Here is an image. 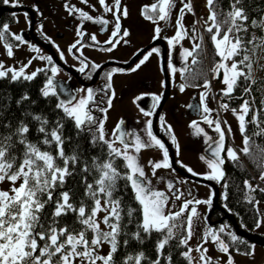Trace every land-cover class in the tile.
<instances>
[{
  "label": "snow or ice",
  "instance_id": "1",
  "mask_svg": "<svg viewBox=\"0 0 264 264\" xmlns=\"http://www.w3.org/2000/svg\"><path fill=\"white\" fill-rule=\"evenodd\" d=\"M3 2L8 4L9 0ZM81 3L87 5L88 0H81ZM98 3L103 12L111 13L114 19L111 36L105 41L110 47L100 49L111 52L121 41L127 43L124 38L130 33L127 29L122 31L121 18H127L128 10L122 5V0H112L111 4L107 0H98ZM180 3L182 7L178 8L175 36L167 38L170 48H175L188 34L183 20L186 12H193L191 0H180ZM217 5L218 0H206L209 14L204 21L205 31L210 34L215 54L220 58L212 69L213 74L221 79L224 85L221 90L223 97H231L242 81H251L252 65L246 63L250 57L242 53L248 50L247 45L252 44L257 37L252 34L251 38L245 41L240 34H247L250 27L264 30V17L258 20L250 19L245 10L244 0H229L226 12L218 11ZM12 6L15 7L17 4L14 3ZM177 7V0H156L155 3L142 8L143 18L157 25L154 39L160 38L162 31L158 22L167 23ZM65 9L69 15L78 14L82 22L90 21L102 26L109 24V20L103 16L94 18L89 12L75 5L65 3ZM93 10H95L94 6ZM6 33L19 44H25L27 41L22 35L11 34L8 24L0 26V41L4 42L7 55L12 57L14 46L7 42ZM77 36L83 38L84 33L81 28L77 29ZM259 39L261 44H264V36ZM91 40L99 43L95 34L91 36ZM19 44L16 46L18 47ZM79 44H81L80 39L69 47V53ZM200 48L201 44L196 43L192 50L184 49L182 53L184 61L187 62L189 57H193L192 63H197L194 53ZM31 50L36 53L40 51L39 48H31ZM159 53L158 48H152L130 71H137L153 54L159 55ZM60 56L61 59L64 58L62 52ZM81 56H83L82 52ZM32 59L46 60L48 67L37 68L29 73L27 68L31 65ZM32 59L19 68L5 67L3 62H0V80L31 82L41 73L45 74L46 79L40 88V93L46 99L57 98L55 109L62 113V116L50 122L46 116L26 112L25 117H31V121L38 125L35 128L38 134L35 142L29 139L31 121L20 120L15 126L10 123H0V128L4 129L0 131V184L10 185L7 190L0 189V264H174L173 248L185 249L179 252V256L187 264H194L192 256L194 250L199 253V259L195 264H212L211 258L207 256L208 249L204 246L209 242L215 244L220 252L227 254L226 264H234L230 245L221 237L226 231L223 226L218 230L211 226L207 227L202 236V243L195 249L188 246L193 236V221L199 217L196 205L211 206V197L207 200H184L178 211H166L170 197L165 192L152 187V181L147 177L139 161L141 151L156 147L163 152L161 161H149L153 176L158 169L171 168L168 149L153 134L152 121L146 122L148 140L142 139L134 132L122 131L120 124L112 132L113 138H107L104 125L107 110L112 106V99L115 96L114 90L107 99V107L97 106L96 110L104 113L103 118L98 119L93 115V109L90 107L96 99L92 88L80 89L79 91L84 95L79 98L69 92L67 100L60 99L57 91L58 83L55 81L60 68L53 63L51 56L40 55ZM89 67L96 70L100 65L90 64L87 58H84L80 60L78 71L84 73ZM245 67L248 72H245ZM168 68L173 74L177 72L171 59ZM122 71L124 70L113 69L106 74V89H112L113 75ZM187 71L186 67L180 69L182 75ZM209 86V82L205 81L203 87L207 89ZM180 87L183 91L184 85ZM61 91L64 89L61 88ZM243 91L245 94H250L251 83L245 86ZM206 97V92L200 97L202 111L205 114L203 122L209 127L214 125V131L219 137L214 142L215 147L209 145L213 158L205 161L209 172L203 178L219 182L224 178L222 166L225 159L222 153L226 152L227 158L233 162L238 161L239 157L234 149H225L224 131L219 120L210 118L212 110L207 106ZM29 99L25 93L16 103L19 105ZM153 100L155 103L152 108L155 109L160 96H154ZM261 103L264 104V101ZM221 108L228 110L229 105L222 103ZM252 111L249 100H244L239 110L232 109L242 134L247 131V123H252L258 129L253 135L264 136V128L260 127L259 118L260 112L264 109L256 111L248 121L246 117ZM143 114L151 116L153 113L144 111ZM160 120L163 121V117H160ZM66 122L71 123L78 138L87 141L93 148H99L100 154L86 158L84 150L79 146L68 154L66 147L71 137L65 135ZM190 127L194 129L195 135L206 136L205 143L212 139L207 137L204 129L196 121H193ZM168 131L171 132L170 127ZM228 131L231 132V128ZM130 137L132 139H129ZM250 140L251 137L248 135L243 136L244 147L241 151L245 155L251 154ZM172 143L176 144L175 136L172 137ZM178 148L177 145V150ZM261 151L264 152V149ZM118 160L120 164H117ZM187 171L193 176L199 175L191 168ZM76 177H79V180ZM69 178H72L71 185L68 183ZM259 178L264 180V172ZM81 184L83 191H76V186ZM244 184L249 193L257 190L264 192V188L253 187L247 180ZM167 187L175 200L181 199L183 193L178 189L174 190L172 182H168ZM127 192L131 193L129 200H125ZM224 198L227 199L226 194ZM246 199L250 204H259V201H255L251 195ZM204 220L206 222L207 217H204ZM260 226L261 221H257L256 227ZM227 236L232 244L245 243L234 232H227ZM153 238L155 239L154 258L146 256L144 251H139L135 254L126 253L118 259L121 249L130 247L132 241L143 245L146 240ZM105 246H107L106 253L102 252ZM236 250L239 251L238 248ZM243 254L251 256L254 250L250 249Z\"/></svg>",
  "mask_w": 264,
  "mask_h": 264
},
{
  "label": "flooded vegetation",
  "instance_id": "2",
  "mask_svg": "<svg viewBox=\"0 0 264 264\" xmlns=\"http://www.w3.org/2000/svg\"><path fill=\"white\" fill-rule=\"evenodd\" d=\"M107 2L111 4L112 0H107ZM14 3H16L17 6H22L24 8L13 11H6L8 14H10V17L13 18L12 21L6 24L9 25V32L11 34L22 35L24 40L27 41V43L25 44H19L18 42L24 54L26 53L30 54L32 51L31 48L34 47L40 49L39 53L34 52L35 56L43 55V56L52 57L53 63L60 68V72L55 78V80H60V85H59L60 99L67 100L69 98L68 95L69 92H71L73 95H76V97L79 98V96L84 95L83 92L79 91L80 89L92 88L94 90V95L96 99H95V103L90 105V107L93 109V115L96 116L98 119L102 118L103 113L96 110L97 106H99L100 108H105L107 106V99L111 95L112 90H114L115 92V96L113 97L114 101L119 100L120 104H124L125 103L124 101H128V106H129V104H131V100H133L132 101L133 104L139 109L141 108L136 104L135 99L140 95H148L150 94V92L155 91V89H153L152 81L148 83L147 76L145 77V71L147 70L148 66L150 64H153L155 61L154 55H152L149 58V60L144 65H142L137 71L132 72L130 71V69L134 67L136 63H138L139 59H141L144 54H146L152 47L156 46L160 50L159 55L161 56V68L163 71L162 47L160 43L152 44L151 46L143 50L141 53H139V55L135 58V60H133L129 65L123 66V64L127 63L142 48H144L153 40H159V39L163 40L165 45V66H166V58L169 52L171 53V56H174V54H176L175 53L176 50L179 52L178 48L180 49L179 43H182L181 41L187 38L190 42L194 43L195 40V27L194 25L187 23L184 27L187 30L188 34L185 36L183 40H181L175 46V48H170V46L167 43V38H172L173 36H175L176 28L172 27L170 30H166V31L162 30L160 33V38L154 39V35H155L154 30L157 25L153 24L151 21L144 19L143 16L141 15V10L144 7L141 5L142 4L141 0H122V5L126 7L128 10L127 18H123V17L121 18L122 31L124 29H127L130 33L128 37L124 38L125 40H127V43L121 41V43L118 44L113 49V51L111 52L102 51L100 49L110 47V45L106 44L105 41H107L111 36V32L113 31V27H114V19L111 13L103 12V9L98 3V0H88L87 5L81 3V0H18V2L17 0H9L8 5L12 6ZM65 3L70 5H75L77 8L89 12V14L92 15L94 18L103 16L105 19L109 20V24L106 26H102L100 24H96L90 21L82 22L79 19L78 14L69 15L68 11L65 9ZM3 4L5 3L3 2ZM93 6L95 10H93ZM25 13L27 14V16H25ZM177 14L179 15L178 11ZM178 15L171 17L172 18L171 23H174L176 21ZM185 18H188L187 12L184 16V19ZM158 23L160 24V22ZM78 28H81V30L84 33L82 39L77 36ZM93 34L96 35L97 41L99 42L98 44L91 40V36ZM78 39L81 40V44L77 45V48L73 49L72 52L69 53L68 51L69 47L73 43H75ZM81 45H85V46L81 47ZM192 48L190 47L189 50H192ZM77 49H79V51ZM61 52L63 53V57H64L63 59H61L60 56ZM81 52L83 53V56H81ZM76 57H79V59H77ZM84 58H87V61L90 64L95 63L97 65H100V68L96 70H92L91 67H89L85 70L84 73L79 72L78 69L80 67V60ZM42 61H45V64L48 66L46 60H42ZM189 61L190 59L187 62H184L186 63L185 65L182 60L181 61L179 60L178 64L180 69L187 67ZM113 69H123L124 71L116 72L113 75L111 81L112 89L108 90L105 87L107 83L106 74L108 72H111ZM50 74L51 73L49 72L48 75ZM163 75H164V71H163ZM133 77H135L140 82L138 85L136 84L139 91L132 97V99L129 100V98L125 96H121V93H125L126 96L129 95L130 92L128 86L130 85L131 79ZM180 77H181V72H180ZM115 81H117L118 83L117 88L115 85ZM168 83H169V79H168ZM61 88H63L64 91H61ZM169 92H170V84H169ZM151 97H152L151 104L153 105L155 101L153 100L152 95ZM121 99H123L124 101ZM144 103L147 105L148 103H150V101H145ZM159 103L158 106L154 109L152 117L150 119L152 121L154 115L156 114L155 127L157 130H158L157 118L164 106V102H163L162 106L159 108ZM191 104L194 105L191 106L190 109L188 110H189V114L192 115V117H199L201 114H204L202 111V105L200 103L199 96H194V98L190 100L189 106ZM152 105L148 110L145 111H152L153 110ZM194 107L195 110H193ZM165 111L167 114L174 115V106L168 105ZM112 119H113L112 125L114 126L115 129L117 125L120 124L122 131L134 132L135 134L141 136L139 134V128L141 122H138L136 124L130 122V117L128 116V107L126 108L124 105L120 107L119 112ZM121 121H123L122 124ZM188 127H190V125H188ZM152 131L153 134L164 143L162 138L154 132L153 127H152ZM161 132L162 135L165 137V139L168 140L164 135V131L161 130ZM210 137L212 139L209 140L206 145L207 146L212 145V147H215L214 142L218 140L219 134L215 132L213 135H210ZM129 139L132 138L130 137ZM203 145L201 150L198 149V151L196 152L194 158L195 164L203 165L204 161H206L205 158L212 159V157H209L204 153L203 149L205 148V145L204 146ZM224 146L225 149L231 148V145L229 144L226 135H225ZM201 157H204V159H201ZM222 157L226 160L227 158L226 152L222 153ZM222 168L224 170L225 163L222 166ZM173 170L176 171L175 169ZM176 173H178L182 178H176L175 182L180 183L182 179L195 180L178 171H176ZM195 181H199V180H195ZM215 182L216 184L220 183V181L219 182L215 181ZM210 208L211 206L207 205L206 212L204 214L205 217H207V215L209 214L210 220L218 219L217 217L219 216L221 217L225 209L224 206L218 205L217 207L214 206L208 213V210ZM216 211L219 214L218 216H216ZM225 220L229 221L228 219L225 218L222 219L223 222ZM216 223L211 224V226L216 225Z\"/></svg>",
  "mask_w": 264,
  "mask_h": 264
},
{
  "label": "rangeland",
  "instance_id": "3",
  "mask_svg": "<svg viewBox=\"0 0 264 264\" xmlns=\"http://www.w3.org/2000/svg\"><path fill=\"white\" fill-rule=\"evenodd\" d=\"M141 2H142L141 5L145 6L155 3L156 0H141ZM191 4H192L193 12L187 13L188 18H185L183 20V23L184 26L187 23L194 25L195 40L193 43L190 42L187 38L184 39L183 41H181L182 43H179V47H180V49L178 48L179 52L176 50L175 51L176 54H174V56H171V53L169 52L166 58V69L170 84V92L166 97L164 101V106L157 118V128L160 131H158L157 129L156 130L161 134H162L161 132L162 130L166 134V138L174 148V153L176 158L175 160L177 166H179L180 168L183 167L186 172H188L187 171L188 168H191L194 172L199 174L197 176L203 178V176L209 172L207 164L205 161L203 165L195 164L194 158L198 149L201 150L203 143L205 147L207 146L206 145L207 143H205L206 136L204 134H201L199 136L195 135L194 129L188 127V125H191L193 121H196L199 124V126L204 129V133L207 134V137L213 135L215 131H214V125L212 127H209V125L203 122V116L205 114H201L199 117H192V115L189 114V110H188L190 109V107L188 108L189 102L190 100H192V98H194V96L201 97L202 93L204 92L207 93L206 103L209 109L212 110L210 114V118L213 120L220 121L221 128L224 131L226 138L227 139L230 138L229 144L231 145V148L236 151L239 157L241 156L240 154L242 153L241 150L244 147V143H243V134L240 132L239 129V122L236 119V116L232 112V109H236V108H228V110L222 109L221 104L224 102L221 99L217 98L216 96L217 91L222 90L224 88L221 79L216 78L212 71L214 65L217 62H219V60L213 64L210 63V61L208 60L205 61L206 62L205 81H208L210 84L209 88L207 89L201 85L200 86L187 85L182 81L180 77V67L178 62L179 60L180 61L182 60L183 63L185 62L182 57L183 50L189 49L190 47L192 48V45L198 43V39L200 38V35L203 33L202 30H204L205 27L204 21L209 14L208 8L206 6V0H191ZM177 6H178L177 9L173 10L172 16L178 15L177 14L178 8L182 7L180 0H177ZM171 21L172 18L167 23L160 21L159 25L161 26L162 30L166 31V30H170L172 27L176 28L175 22L171 23ZM3 43L4 42L0 41V62H3L5 67L19 68L22 64H27L30 59L36 57L33 51H31L30 54H26V55L24 54L23 50H21L20 53V51L18 50L20 48L19 46L13 47V56L9 57L3 46ZM152 48H157V47L155 46ZM245 54L248 55L247 52ZM263 54H264V50L261 47L260 48L255 47V51L253 52V55L255 56L254 57L255 61L259 62L262 59L261 57ZM153 55L155 56V61L153 64H150L148 66L147 70L145 71V77L147 76L148 83L152 81L153 89H155V91L150 92V94L153 97L160 96V100H161L162 93L164 90L163 89L164 75L161 68V56L156 54ZM190 58L191 57H189L188 60ZM169 59H171L173 66L177 68V72L175 74H173L168 68ZM42 66L46 67L45 61L39 59H32V63L27 68V71L30 73ZM254 66H256L257 68V65ZM221 76H222V72H221ZM139 83L140 82L135 77H133L131 79L130 85L128 86L130 92L129 95L126 96L125 93H121V96H125L129 98V100L132 99V97L139 91V89L137 88V85ZM115 85L117 88L118 87L117 81H115ZM181 85H184L183 91H181V87H180ZM150 94H148L147 96H151ZM132 101L133 100H131V104H129V106H128V101H124L125 102L124 104H120L119 100L114 101L112 106L108 108L106 114L107 119L105 120V125H104L107 138H113L111 134L115 130V128L112 125V121H113L112 118H114L115 115L119 112V108L124 105L126 108L128 107V116L130 117V122L133 124L141 122L139 128V134L141 135L142 139L148 140L146 134V122L151 119L152 115L145 116L143 114L145 110L142 111L141 109L136 107ZM168 105L174 106V115H170L166 113L165 109ZM193 105L194 104H191V106ZM193 110H195V107L193 108ZM153 111L154 109L148 112L153 113ZM160 117H163V121L160 120ZM169 127L171 128V132L168 131ZM229 128H231V132L228 131ZM173 136H175L176 144L172 143ZM177 145L179 146L178 150H177ZM162 159H163V152L161 149H158L156 147L145 148L139 154V161L141 165L144 167L147 177L152 181V187L156 190L165 192L166 195L170 197L168 208L166 209V211H178L180 205L184 200H192V199L207 200L210 197L213 200L214 192L210 185H208L207 183L190 180V179H182L180 183L175 182L176 178H182V177L178 173H176V171H174L172 167L167 169L165 168L158 169L156 170V175L153 176L152 168L149 164V161H161ZM205 160L207 159L205 158ZM168 182L173 183L174 190L178 189L180 192L183 193V196L181 197L180 200H175L172 195V192H169L167 187ZM254 183H257L259 187L260 186L264 187V184H262V182H260L258 179H256ZM257 184H253V185L258 186ZM216 185L219 190L217 197V206H218L221 205L219 203L220 199H223L224 197V186L222 183H218ZM9 187L10 185L8 183L0 184V189L7 190ZM206 206H207L206 204L196 205L197 211L199 213V217L194 219L193 221V236L189 241V245H188L192 249H195L198 245L202 243L203 233L207 230V227L211 226V223L208 222L217 220V219L214 220L207 219V222H205L204 214L206 212ZM212 208L213 206L211 204V208L208 210V213ZM256 208L259 214L258 221H261V226L257 228L255 225L254 227L250 228V230L248 231H251L252 233L262 236L264 235V201H259V204L256 205ZM226 211L230 212L228 210ZM219 217L217 218L219 219ZM222 226L225 227V229H227V224L221 220L219 223L217 222L216 225H213L211 227L218 230ZM249 243H250V249L254 250V254L251 256L243 254L245 252L237 251L235 249H230V254L233 257L234 264H264V244H259L255 242H249ZM204 246L208 249L207 256L210 257L211 260L215 261L216 264H226L228 258L227 254L220 252L215 244L209 242ZM106 251H107V246H105L104 249H102V252L106 253ZM192 256L195 264V262L198 261L199 259V253L194 250L192 252Z\"/></svg>",
  "mask_w": 264,
  "mask_h": 264
},
{
  "label": "trees",
  "instance_id": "4",
  "mask_svg": "<svg viewBox=\"0 0 264 264\" xmlns=\"http://www.w3.org/2000/svg\"><path fill=\"white\" fill-rule=\"evenodd\" d=\"M0 4H3V0H0ZM229 0H218L217 10L218 11H227L228 10ZM245 10L248 13L250 19H260L264 17V0H244ZM12 17L6 11H3L0 14V26L5 23L12 21ZM202 41L201 35L198 39V43L201 44V48L194 53V56L197 60V63L193 64L192 59L188 62L187 69L183 75L181 74L182 81L190 86H203L205 83V65L206 60L210 61V63H216L220 58L216 56L213 44L210 40V34L204 30H202ZM252 34H254L257 39L253 41L252 44L247 45V53L250 57V60L246 63H251V81H242L239 86L236 88L231 97H223L221 90L217 91V98L221 99L224 103L229 105V108L239 109L244 100H249L251 102V107L253 109L252 112L249 113L246 119L248 121L251 120L252 115L256 111H260L264 109V104L261 102L264 101V54L262 55V59L257 62L254 59L253 52L255 51V47H261L264 50V44H261L260 37L264 36V30L258 28H249V32L247 34L241 33L240 35L244 38L245 41L251 38ZM7 42L16 46L18 44L11 35L6 33ZM20 47V46H19ZM193 49V48H192ZM21 53V47L18 49ZM246 52H243L244 55ZM27 54V53H26ZM25 54V55H26ZM257 65V68L256 66ZM45 67V66H42ZM46 67H48L46 65ZM244 67V66H242ZM41 68V67H40ZM245 72H248V69L244 68ZM45 74L41 73L37 76V78L31 82L27 81H19V82H10L9 80H0V123L3 124H12L15 126L18 124L20 120L31 121V117H25L26 112H31L33 114H39L48 117L50 122L55 121L62 116V113H59L58 110L55 109V104L57 102V98L50 97L44 98L40 93V88L43 86L45 82ZM251 83L252 91L250 94H245L243 89ZM29 96L28 101H24L21 104H17L16 101L19 100L24 94ZM96 117V116H95ZM260 127L264 128V111L260 112ZM38 125L36 122L31 121L30 129L31 135L29 137L30 140L35 142L37 133L35 128ZM247 131L244 135H248L251 137L250 140V155H245L243 152L240 154L238 161L233 162L228 158L225 160V168H224V178L220 181V183L224 186V196L226 194L227 199L223 197L220 199L219 203L225 207L226 210L233 213L236 221L242 227L247 230L254 227L258 221L259 214L256 208L255 203H248L246 197L251 195L255 198V201H264V192L256 191L249 193L245 187L244 181H248L253 187H256L253 184L258 179L262 184H264V180H261L259 177L264 170V152L261 149H264V136H254L253 133L258 131L256 126L252 123H247L246 125ZM0 131H4L3 128H0ZM65 135L67 137H71V140L68 142L66 147V152L71 154L74 148L79 146L80 149L84 150V156L90 157L94 155L100 154L99 148H93L90 143L83 140L82 138H78L76 136L75 130L72 127L70 122H66L65 127ZM166 136V134L164 133ZM228 142L230 138L227 139ZM121 162L118 160L117 164ZM79 180V177H76ZM91 180V177H89ZM69 185L72 184V178H69ZM225 185L227 187H225ZM258 185V184H257ZM259 186V185H258ZM260 188H264L261 187ZM76 191L82 192V184L76 186ZM131 197V193H125V200H129ZM135 206V205H133ZM219 214L216 211V216ZM227 224V229L225 233L221 234L222 239L225 240L226 243L230 245V249H239V251L247 252L250 249V243L243 237L242 238L245 243L232 244L229 237L227 236V232H234L230 221H224ZM131 230H134L132 226H129ZM238 236V235H237ZM155 239L146 240L145 244L140 245L135 241H132L130 247L127 249H121V252L118 256V259L122 257L126 253L135 254L139 251H144L146 256L150 258L155 257L154 251ZM183 248H173L172 254L174 259V264H187L186 261L183 260L182 257L179 256L180 251H184ZM212 264H216L215 261L212 260Z\"/></svg>",
  "mask_w": 264,
  "mask_h": 264
},
{
  "label": "water",
  "instance_id": "5",
  "mask_svg": "<svg viewBox=\"0 0 264 264\" xmlns=\"http://www.w3.org/2000/svg\"><path fill=\"white\" fill-rule=\"evenodd\" d=\"M22 8H24V7H22V6L13 7V6H8L6 4H0V13L3 12V11H12V10H18V9H22ZM155 43H160L161 47H162V67H163V71H164V90H163V95H162L161 101L159 103V108H160L162 106L163 102L165 101L166 97L169 94V83H168V77H167L166 66H165V45H164V42L161 39L153 40L148 45H146L144 48H142L138 53H141L143 50H145L146 48H148L149 46H151L152 44H155ZM137 54L134 55L127 63L123 64V66L129 65L133 60H135V58L138 56ZM184 64L186 65V63H184ZM55 81L58 83L57 91L59 93L60 80H55ZM151 99H152L151 96L140 95L139 97H137L135 99V102L141 109L148 110L150 108V106L152 105L151 104ZM145 101H150V103H148L146 105L144 103ZM190 111H192V110H190ZM155 116H156V114L154 115V118L152 120V127L154 129V132L162 138V140L164 141L165 146L168 149L169 161L171 163L172 168L175 169L176 171H178V172H180V173L192 178V179L199 180V181H202V182H205V183L209 184L212 187L213 192H214L213 200H212V206L213 207L214 206L217 207L218 188H217L216 183L214 181L205 180L204 178L199 177V176H193L191 173H188L185 170H183L182 168H180L179 166H177V164L175 162V154H174L173 147L171 146L169 141L166 140L165 137L160 132H158L156 130V127H155ZM203 151H204V153L207 156L212 157L211 156V149L209 148V145L207 147H205L203 149ZM224 218L228 219L230 221V223H231V225H232V227L234 229V232L237 235L245 238L249 242H255V243H259V244H264V235L261 236V235L252 233L251 231H248L245 228L241 227L238 224V222L236 221L234 215L232 213H230V212H227L225 209H224L223 215L219 219H217L215 221H209L208 223H211V224L213 223L214 224L215 222H220ZM207 219H209V214L207 215Z\"/></svg>",
  "mask_w": 264,
  "mask_h": 264
}]
</instances>
